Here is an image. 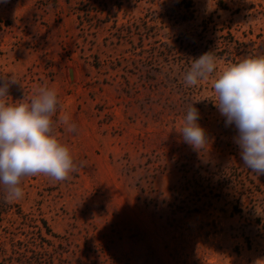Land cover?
I'll return each instance as SVG.
<instances>
[{
    "label": "rangeland",
    "instance_id": "374dc122",
    "mask_svg": "<svg viewBox=\"0 0 264 264\" xmlns=\"http://www.w3.org/2000/svg\"><path fill=\"white\" fill-rule=\"evenodd\" d=\"M182 2L0 3V76L23 85L8 102L55 89L79 165L62 182L23 178L13 203L0 189V264H264V175L244 166L213 78L183 80L206 52L217 74L264 55V0H192L188 20ZM189 104L202 152L178 132Z\"/></svg>",
    "mask_w": 264,
    "mask_h": 264
},
{
    "label": "clouds",
    "instance_id": "9594fccd",
    "mask_svg": "<svg viewBox=\"0 0 264 264\" xmlns=\"http://www.w3.org/2000/svg\"><path fill=\"white\" fill-rule=\"evenodd\" d=\"M192 60L183 76L185 86L195 87L213 78L212 102L226 117V124H234L238 130L235 142L244 166L264 175V55L243 58L218 74V58L211 51ZM14 84L23 87L14 74L0 76V189L7 203L23 199L25 177L44 175L62 182L79 167L70 148L57 137L58 124L71 134L77 133V125L67 115L56 119V90L42 85L31 98L24 95L9 103V89ZM199 118L198 109L189 104L178 132L194 151L202 152L209 142Z\"/></svg>",
    "mask_w": 264,
    "mask_h": 264
},
{
    "label": "trees",
    "instance_id": "16d2710c",
    "mask_svg": "<svg viewBox=\"0 0 264 264\" xmlns=\"http://www.w3.org/2000/svg\"><path fill=\"white\" fill-rule=\"evenodd\" d=\"M193 2H192V0H184V2H182V3H180V10H181V13L183 14L182 16H184V18H185V20H188V19H186V15L187 14H192L193 13V10H192V8H193ZM125 28L126 29H132V25H125ZM0 206H1V204H0Z\"/></svg>",
    "mask_w": 264,
    "mask_h": 264
}]
</instances>
